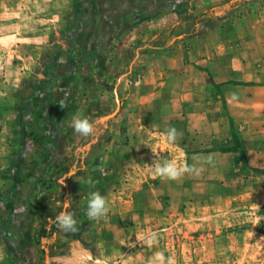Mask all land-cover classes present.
I'll use <instances>...</instances> for the list:
<instances>
[{
    "label": "rangeland",
    "instance_id": "374dc122",
    "mask_svg": "<svg viewBox=\"0 0 264 264\" xmlns=\"http://www.w3.org/2000/svg\"><path fill=\"white\" fill-rule=\"evenodd\" d=\"M102 1L104 6L110 3L91 0L99 10L88 20L98 19L110 25L116 21L115 26L123 23L121 18L128 22V10L122 8L127 0H114L113 6L103 11ZM239 1L236 8L257 0ZM87 2L72 1L65 15L69 27L52 31L51 43L38 57L40 65L34 76L21 77L19 70L5 66L0 55V93L5 94L0 96V264H47L46 257L53 252H57L54 258L60 260L51 264H70V256L79 246L98 252L100 260L94 258L87 264H148L156 251L174 257L176 264H264V168L248 163L239 135L242 127L226 117L221 102L216 109L223 113V118H203L200 131L191 136L194 142L184 140L183 146L179 142L167 143L166 148L154 152L146 166L139 165L141 159H137V166L129 167V160L118 159L115 164L110 161L109 173H95L92 181L83 184L86 189L78 190L73 198L69 196V211L75 214L77 231L66 233L57 228L53 222L56 216L47 213L48 205L44 206V202L59 185L58 177L68 176L70 168L63 163L75 151L73 147L79 143L86 146V142L76 140L80 135L71 126L74 103L59 109L57 98L45 92L46 86L38 92L37 102L44 103L43 108L27 105L26 101L43 74L41 68L55 52L68 47L67 28L73 27L76 15L86 14L79 10L88 9ZM233 4L230 0H203L193 7L191 3L183 6L180 12L184 16H199L193 27L204 31L220 25V19L226 21L235 8ZM213 5L220 7L209 12ZM27 10L29 7L25 14ZM4 11L7 12L6 8ZM109 42L112 44V40ZM214 93L220 99V89ZM210 105L213 104L202 102L204 109ZM30 111L55 117V141L49 145V163L38 167L32 175L28 172L33 161L40 158L41 148L28 134L29 125L35 123ZM225 125L228 128L224 131ZM79 151L84 150H77L76 154L81 155ZM209 155L213 159L211 164L205 162ZM194 157L202 162L198 165L203 169L200 175L169 181L152 174L157 162L193 164ZM93 191H99L109 201V213L99 220H89L86 215L88 197ZM64 197L59 200V212L64 200L69 199ZM151 232L159 234L158 242L148 247L143 238ZM28 242L33 244L31 253L27 251ZM57 242H61L59 248ZM102 259L105 262H99Z\"/></svg>",
    "mask_w": 264,
    "mask_h": 264
},
{
    "label": "crops",
    "instance_id": "0c3cea01",
    "mask_svg": "<svg viewBox=\"0 0 264 264\" xmlns=\"http://www.w3.org/2000/svg\"><path fill=\"white\" fill-rule=\"evenodd\" d=\"M72 1L0 0V55L5 66L19 70L21 77L34 76L52 31L68 26L65 15ZM202 1L190 3L193 7ZM230 1L235 7L230 17L204 31L194 28L199 16H184L182 7L136 22L121 18L120 30L125 28L120 33L116 21L110 25L88 20L98 13V5L76 15L73 27L67 28L68 47L44 63V75L37 82L48 86L45 92L57 98L59 109L61 102L74 103L72 118L88 117L95 132L76 137L86 146L73 147L64 161L69 174L58 177L59 185L44 202L49 215H57L64 196L73 198L86 189L83 184L95 173H109L110 161L129 160V167L141 159L139 165H148L154 152L168 145L161 136L166 128H176V142L182 146L184 140L194 142L191 136L200 131L203 118H223L216 109L219 102L226 117L242 127L239 135L248 163L264 168V0L238 8L239 0ZM218 88L220 99L214 93ZM206 101L213 105L204 109ZM79 148L84 150L81 155L76 154ZM32 250L31 243L27 251ZM56 253H49L47 264L60 260L54 258ZM97 257V251L79 246L69 262L87 264L100 260Z\"/></svg>",
    "mask_w": 264,
    "mask_h": 264
},
{
    "label": "clouds",
    "instance_id": "9594fccd",
    "mask_svg": "<svg viewBox=\"0 0 264 264\" xmlns=\"http://www.w3.org/2000/svg\"><path fill=\"white\" fill-rule=\"evenodd\" d=\"M177 3L180 0H176ZM5 95L0 93V96ZM235 95V94H233ZM60 106L65 108L66 105L61 102ZM71 126L73 131L81 136L89 137L95 132L94 123L88 118H73L71 121ZM163 139L169 143L174 144L176 142L178 133L176 128L170 127L166 128L164 132L161 133ZM194 163L188 164L185 161L182 164H178L175 160H165L163 163H155L153 167V176L163 180L169 181H180L185 175H200L203 171L202 167H198L202 162L196 157L193 158ZM206 163H213L212 156L209 155ZM72 200L65 199L63 202V210L59 212L54 223L57 228L63 232L75 233L77 231V221L75 219V214L69 211L71 208ZM109 201L105 195H102L99 191H93L89 194L87 201L86 215L89 220H99L104 218L109 213ZM51 219V217L49 218ZM158 233L151 232L143 238V243L148 247H152L158 242ZM148 264H176L175 258L172 256H165L163 251H156L148 260Z\"/></svg>",
    "mask_w": 264,
    "mask_h": 264
},
{
    "label": "trees",
    "instance_id": "16d2710c",
    "mask_svg": "<svg viewBox=\"0 0 264 264\" xmlns=\"http://www.w3.org/2000/svg\"><path fill=\"white\" fill-rule=\"evenodd\" d=\"M87 1L90 4V5L88 4L87 10L93 9L94 6L91 0H87ZM107 1H110V3L106 4V6H104V2L102 1V6H101L102 8H100V10L102 9L103 11L105 10V8L108 9L110 6H113L111 2H114V0H107ZM127 1H128L127 3L122 4V8L123 9L125 8L128 10L127 19L128 20L130 19L131 22H136L144 18H147L149 16L162 13V12H168L174 9H178L179 7L186 6L190 4L191 2V0H180L179 3H177L176 0H127ZM81 11L82 9L79 10V12ZM120 29H121V25H117L115 28L116 32H118ZM47 87L48 86H46V88ZM42 88H44L43 85L41 86V83L38 82V84L36 85L35 92L26 101L27 105L33 104L36 106H42V108L44 107L43 105L44 103L42 104V103L37 102V100H39L38 99L39 97H38V93H36V90H41ZM30 112L34 114L33 117L35 120V123H34L35 125L34 124L29 125L30 130L28 131V134L29 136L32 137L33 140H35V142L38 143V145L41 148V151L39 153L40 158L35 159V161H33L34 162L33 167L28 172V175L30 174L32 175V173H34L38 169V167L39 168L46 167L47 160L49 159L50 153H51L49 152L50 147H51V146L49 147V145H51V143L52 142L54 143L55 141V130L53 129V126L55 125V120L53 118L55 117L52 115H50L49 118L44 117L42 111H38V112L30 111ZM40 125H42L41 133H39V128H38L40 127ZM7 204H10V203H7Z\"/></svg>",
    "mask_w": 264,
    "mask_h": 264
}]
</instances>
